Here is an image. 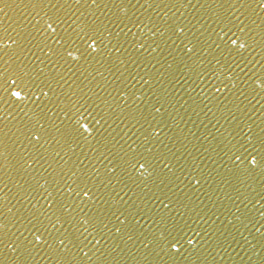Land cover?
<instances>
[{
	"label": "snow or ice",
	"instance_id": "1",
	"mask_svg": "<svg viewBox=\"0 0 264 264\" xmlns=\"http://www.w3.org/2000/svg\"><path fill=\"white\" fill-rule=\"evenodd\" d=\"M197 4L0 0V264H210L255 227L264 0Z\"/></svg>",
	"mask_w": 264,
	"mask_h": 264
},
{
	"label": "water",
	"instance_id": "2",
	"mask_svg": "<svg viewBox=\"0 0 264 264\" xmlns=\"http://www.w3.org/2000/svg\"><path fill=\"white\" fill-rule=\"evenodd\" d=\"M126 2H127V0H126ZM140 2L143 3L144 0H140ZM156 2L159 3V0H156ZM165 2H168V0H165ZM196 2H197V0H191V3L192 4H196ZM131 3L132 4H136V0H131ZM183 3L187 4L188 3V0H183ZM137 8H139V5L138 4H137ZM132 11H136V9H132ZM140 11H143V9H141ZM149 11H151V10H149ZM180 11H184V12L187 13V12L190 11V9L181 8ZM172 12H176L177 15L179 14V12L176 9H172ZM69 31H71V30H69ZM133 31L135 32L137 30L134 28ZM145 32L147 33V29H145ZM105 35H107V34H105ZM50 95H51V93H50ZM103 110H105L104 109V106L101 105V108L98 109V111H103ZM108 122L110 124H112V127L111 128H108V126L105 125V129H107V131H105L104 129H101V131L103 132V136L102 137H97L96 140L90 139V145H91V147L89 145V142H85V141L81 140L79 146H74L75 147V151L77 153H79L81 151V149H83L84 151H87L89 153V155H98V153H95L94 154L91 151V148L92 147H99V148H101V150H103L102 145L105 142H112V137L109 136V133H112V136H115L116 135V132H120V134L123 135V132H121V129L120 128H116V124H113L111 119H109ZM102 123H103V121H102ZM121 128H123V125H121ZM113 129H116V131L114 132ZM124 131H127V129H124ZM134 131H135V129H134ZM129 135H131V133H129ZM117 139H119V137H117ZM97 140L100 141L99 144L97 143ZM109 147H111V143H109ZM113 151L115 152L116 149H113ZM73 159H75V157H73ZM10 187H11V185H10ZM13 203H14V201H13ZM42 264H44V262H42Z\"/></svg>",
	"mask_w": 264,
	"mask_h": 264
}]
</instances>
